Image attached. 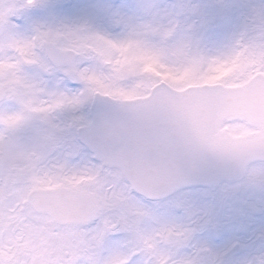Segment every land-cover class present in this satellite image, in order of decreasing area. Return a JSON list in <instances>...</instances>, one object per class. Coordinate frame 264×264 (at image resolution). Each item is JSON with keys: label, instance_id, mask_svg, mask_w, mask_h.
<instances>
[{"label": "snow or ice", "instance_id": "obj_1", "mask_svg": "<svg viewBox=\"0 0 264 264\" xmlns=\"http://www.w3.org/2000/svg\"><path fill=\"white\" fill-rule=\"evenodd\" d=\"M0 264H264V0H0Z\"/></svg>", "mask_w": 264, "mask_h": 264}]
</instances>
